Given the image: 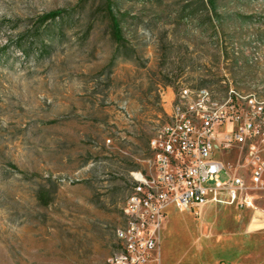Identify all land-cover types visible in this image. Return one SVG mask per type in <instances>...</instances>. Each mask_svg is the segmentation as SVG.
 <instances>
[{
    "label": "rangeland",
    "instance_id": "obj_1",
    "mask_svg": "<svg viewBox=\"0 0 264 264\" xmlns=\"http://www.w3.org/2000/svg\"><path fill=\"white\" fill-rule=\"evenodd\" d=\"M214 1L216 12L207 0H114L125 44L112 62L105 0H0V264H105L117 253L132 173L148 167L182 88L218 98L233 88L243 107L251 94L264 105V0ZM59 9L72 20L26 56L37 18ZM218 156L243 163L239 147ZM253 216L173 205L151 264H264Z\"/></svg>",
    "mask_w": 264,
    "mask_h": 264
},
{
    "label": "built area",
    "instance_id": "obj_2",
    "mask_svg": "<svg viewBox=\"0 0 264 264\" xmlns=\"http://www.w3.org/2000/svg\"><path fill=\"white\" fill-rule=\"evenodd\" d=\"M231 88L218 98L207 88H182L167 100L168 122L151 140L148 167L132 173L134 184L117 230L120 250L105 264H151L159 254L167 210L200 215L209 206L231 205L254 213L264 227V105ZM239 147L242 164L225 165L219 150ZM244 154V156H243ZM224 176V180L222 179Z\"/></svg>",
    "mask_w": 264,
    "mask_h": 264
},
{
    "label": "trees",
    "instance_id": "obj_3",
    "mask_svg": "<svg viewBox=\"0 0 264 264\" xmlns=\"http://www.w3.org/2000/svg\"><path fill=\"white\" fill-rule=\"evenodd\" d=\"M208 6L216 12V2L214 0H207V3L203 2L202 7L206 8V12H209ZM103 13L108 19V26L111 39L117 47L116 53L113 55L112 62L119 58V50L123 48L125 44L124 31L122 26V20L115 11L114 0H105ZM71 9H59L55 11L48 12L40 17L34 23V26L28 31L31 34V39L35 43H31L30 47L24 48V45H21L24 50V54L30 57L32 46L37 44L41 48V51L45 50V39L53 40L57 36L56 29L60 27L61 31L68 22L72 20L73 14ZM210 19L213 22V19L210 15ZM12 166V165H11ZM49 194L39 193V201L47 199ZM48 204V203H45Z\"/></svg>",
    "mask_w": 264,
    "mask_h": 264
}]
</instances>
